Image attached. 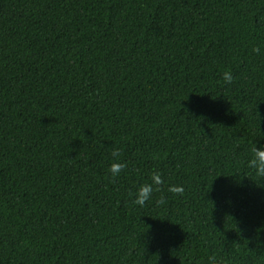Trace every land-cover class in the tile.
Returning a JSON list of instances; mask_svg holds the SVG:
<instances>
[{"label":"trees","instance_id":"1","mask_svg":"<svg viewBox=\"0 0 264 264\" xmlns=\"http://www.w3.org/2000/svg\"><path fill=\"white\" fill-rule=\"evenodd\" d=\"M261 145L264 0H0V264H264Z\"/></svg>","mask_w":264,"mask_h":264},{"label":"clouds","instance_id":"2","mask_svg":"<svg viewBox=\"0 0 264 264\" xmlns=\"http://www.w3.org/2000/svg\"><path fill=\"white\" fill-rule=\"evenodd\" d=\"M261 48L259 46H253L252 52L260 53ZM223 80L226 84H231L234 81L233 74L229 71L224 72ZM252 155L251 158L247 161L248 167L254 169L258 174L264 175V145L256 146L251 149ZM113 157H115V161L109 166V172L113 179L118 177L122 170L126 167V163L119 159V150L116 149L112 153ZM151 181L152 183H145L140 186L134 198V203L143 207L147 201H150L152 198V194L154 190H158V186L164 183L162 175L154 171L151 174ZM154 186L156 188L154 189ZM172 193H179L182 194L184 189L182 186L171 185L168 189ZM158 204H164L165 200L161 197L160 200L157 201ZM209 260L211 264H216L215 257H210Z\"/></svg>","mask_w":264,"mask_h":264}]
</instances>
